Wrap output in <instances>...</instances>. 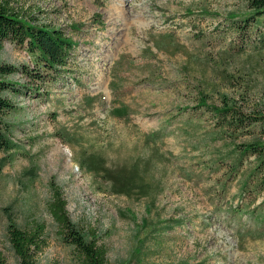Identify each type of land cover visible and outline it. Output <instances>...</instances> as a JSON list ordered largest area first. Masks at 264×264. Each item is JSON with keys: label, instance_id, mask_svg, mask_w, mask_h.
<instances>
[{"label": "rangeland", "instance_id": "obj_1", "mask_svg": "<svg viewBox=\"0 0 264 264\" xmlns=\"http://www.w3.org/2000/svg\"><path fill=\"white\" fill-rule=\"evenodd\" d=\"M14 6L62 31L75 49L66 70L42 72V80L24 73L35 68L26 45L6 42L0 54V64L23 69L11 77L22 87L9 95L15 108L5 119L17 148L1 155L7 263H19L8 226L44 224L37 264H81L48 212L53 183L72 223L105 248L109 264H264V226L231 210L237 188L221 192L222 172L212 168L225 147L205 138L209 119L193 114L201 95L211 102L229 96L247 108L264 101V16L241 22L248 0ZM191 124L202 125L194 139ZM91 154L112 169L137 164L148 191L114 195L111 184L82 168Z\"/></svg>", "mask_w": 264, "mask_h": 264}, {"label": "trees", "instance_id": "obj_2", "mask_svg": "<svg viewBox=\"0 0 264 264\" xmlns=\"http://www.w3.org/2000/svg\"><path fill=\"white\" fill-rule=\"evenodd\" d=\"M21 1L0 0V54L6 42L26 45L35 68L26 69L24 73L35 79H44V72L60 73L66 70L75 49L72 39L60 30L40 25L27 10L14 6V3ZM248 8L250 11L243 15L241 22L261 23L264 0H248ZM236 18V15L230 16L234 22H237ZM21 71L23 69L15 66L0 64V175L4 169L1 155H8L17 148L5 119L15 108L9 95L21 94L19 88L22 86L11 77ZM193 114L199 120L209 119L210 129L204 131L205 138L222 143L225 147L215 153L212 168L216 173L222 172L219 181L221 192L229 193L231 188H237L233 200H238V205H232L231 210L240 219L249 215L258 226H264V101L247 108L243 102L229 96H219L217 101L211 102L207 95H201ZM201 129V124H191L188 129L194 134L191 139ZM81 166L87 173L111 184L114 195H129L133 189H139L142 193L148 191L147 184L140 179L137 164L130 168L122 166L112 169L104 157L91 154L82 159ZM50 186L52 197L48 212L58 227L57 233L62 241L76 250L81 264H109L105 248L99 246L96 240L89 241L77 230L69 217L67 201L61 191L53 183ZM7 230L18 264H37L36 256L46 247L45 225L36 224L31 229H23L10 224ZM0 264H8L1 253Z\"/></svg>", "mask_w": 264, "mask_h": 264}]
</instances>
